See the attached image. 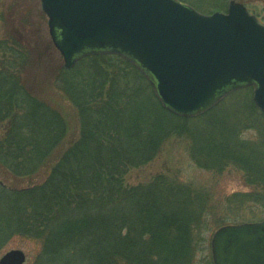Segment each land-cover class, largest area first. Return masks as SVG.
Here are the masks:
<instances>
[{"label": "trees", "instance_id": "obj_1", "mask_svg": "<svg viewBox=\"0 0 264 264\" xmlns=\"http://www.w3.org/2000/svg\"><path fill=\"white\" fill-rule=\"evenodd\" d=\"M181 1L210 13L228 0ZM242 1L258 17L255 5ZM0 53V251L18 235L39 243L30 264H213L207 233L264 218V112L252 87L226 96H238L231 110L223 98L183 117L162 106L125 58L87 55L54 75L78 121L64 145L65 117L25 80L28 49L5 38ZM246 129L255 136L244 137ZM176 135L186 137L195 165L235 166L251 189L214 201L167 171L125 181ZM19 178L39 180L19 185Z\"/></svg>", "mask_w": 264, "mask_h": 264}, {"label": "water", "instance_id": "obj_2", "mask_svg": "<svg viewBox=\"0 0 264 264\" xmlns=\"http://www.w3.org/2000/svg\"><path fill=\"white\" fill-rule=\"evenodd\" d=\"M40 6L66 68L87 55L117 54L179 116L199 115L248 86L264 112V23L241 2L212 13L180 0H40ZM210 251L213 264H264V218L219 227ZM25 261L18 248L0 256V264Z\"/></svg>", "mask_w": 264, "mask_h": 264}, {"label": "rangeland", "instance_id": "obj_3", "mask_svg": "<svg viewBox=\"0 0 264 264\" xmlns=\"http://www.w3.org/2000/svg\"><path fill=\"white\" fill-rule=\"evenodd\" d=\"M229 1H227V5ZM235 1L245 5L242 0ZM249 1L257 9L258 20L264 23V19L261 18V16L264 17V0ZM192 6L194 7V5ZM226 8L214 11H225ZM5 38L20 41L28 49L30 63L26 66L25 80L36 93L50 101L65 117L68 125L65 145L67 138L77 135L78 121L73 106L65 99L54 82V75L63 65V58L51 41L47 16L41 9L40 0H0V40ZM2 55L0 53V56ZM250 95L252 97V89ZM223 98H225L224 106L227 110H231L238 96ZM243 136L253 138L255 132L252 129H246L243 131ZM162 171L169 172L173 177L189 183L195 188L206 189L211 195V200L214 201L233 191L251 189L244 184L242 170L235 166L229 165L223 170H209L195 165L189 156L188 141L184 135L169 138L161 146L159 154L146 165L129 169L125 175V181L128 184H137ZM32 180L38 181L39 179L19 178L16 183L25 185ZM212 234L213 232L207 233L205 253L208 255L211 254L210 239ZM15 248L25 252L26 261L24 264H30L39 249V243L34 239L14 235L0 251V256L5 251ZM205 253L198 255L201 257Z\"/></svg>", "mask_w": 264, "mask_h": 264}]
</instances>
